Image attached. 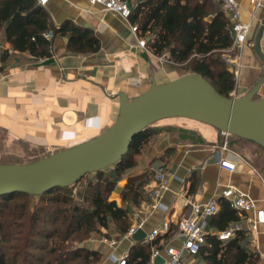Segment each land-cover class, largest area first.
Returning <instances> with one entry per match:
<instances>
[{
	"label": "crops",
	"instance_id": "0c3cea01",
	"mask_svg": "<svg viewBox=\"0 0 264 264\" xmlns=\"http://www.w3.org/2000/svg\"><path fill=\"white\" fill-rule=\"evenodd\" d=\"M127 1L133 8L139 0ZM238 2L240 19L250 24V31L248 42L233 50L236 82L231 94L236 97L244 95L264 71L254 50L255 38L263 23L260 47L264 53V0L258 8L254 0ZM41 6L54 27L69 20L91 29L99 39L100 48L89 54L70 52L68 38L55 36L51 55L36 58L14 50L0 28V126L11 136L36 144L54 145L64 141L72 147L97 136L116 120L120 107L118 93L133 98L147 90L152 81L164 83L183 75L162 57L167 53L155 55L138 45L130 29V20L103 11L88 0H47ZM255 97L264 98V83ZM203 131L205 141L199 143L183 142L173 131H156L138 157L139 166L127 174L143 173L151 161L157 166L163 164L168 172V186L158 198L160 207H150L154 198L149 193L138 204H129L128 212L130 226L142 221L146 234L164 219H169L170 232L157 238L161 246H181L182 236L177 233L176 222L190 213L189 201L217 200L227 186L247 194L264 210V176L260 169L239 151L231 147L222 149L225 140L219 142L218 130ZM76 136L79 139L71 141ZM220 158L233 162L234 171L221 167ZM151 184L149 180L147 191ZM210 229L217 230L212 223ZM103 232L119 237L115 248L101 244L97 234L85 246L100 252L102 264L109 263L111 254L118 257L129 253L136 242L120 237L113 223ZM263 234L264 224L256 234H246V248L258 255L259 264H264Z\"/></svg>",
	"mask_w": 264,
	"mask_h": 264
},
{
	"label": "trees",
	"instance_id": "16d2710c",
	"mask_svg": "<svg viewBox=\"0 0 264 264\" xmlns=\"http://www.w3.org/2000/svg\"><path fill=\"white\" fill-rule=\"evenodd\" d=\"M137 25L138 35L145 38L146 47L155 55L167 53L168 60L207 79L223 96L229 97L235 87L233 71L223 55L232 44L230 22L221 4L215 0H139L129 17ZM0 28L12 48L33 57L51 55L55 36H66L67 49L79 54L95 53L100 48L94 32L66 20L52 26L46 10L37 0H0ZM51 32L52 37L45 34ZM150 127V126H149ZM149 127L137 134L121 160L106 170L96 172L89 206L68 205L53 207L69 198L61 194L64 188H54L40 196L43 204L30 209L26 201L7 202L14 196L31 197L26 193L0 196V264H91L100 261V252L82 243L92 233L106 234L110 223L118 233L130 226L129 204H138L148 196L149 182L144 171L127 175L119 190V203L109 198L124 171L135 166V156L149 142L155 132ZM164 166L163 164H161ZM152 180V178H151ZM58 191V192H57ZM49 203L50 206H45ZM219 209L209 219L217 230L239 221V213L227 200L217 199ZM247 232L239 230L226 242L208 233L200 250L199 264H259L258 255L246 248ZM76 242L77 244L72 245ZM158 240L153 241L157 244ZM152 243L136 241L131 247L127 264H147Z\"/></svg>",
	"mask_w": 264,
	"mask_h": 264
},
{
	"label": "water",
	"instance_id": "95a60500",
	"mask_svg": "<svg viewBox=\"0 0 264 264\" xmlns=\"http://www.w3.org/2000/svg\"><path fill=\"white\" fill-rule=\"evenodd\" d=\"M261 24L254 50L264 66L260 47ZM264 83V71L242 96H223L204 77L186 73L171 81L156 83L128 98L120 92L116 120L97 136L62 149L30 163L0 164V196L26 193L41 196L54 188L74 185L86 174L105 170L118 163L133 138L157 121L186 118L207 124L220 133L254 142L264 149V98L255 95ZM142 228L132 235L134 241L145 236ZM157 256L154 264H162Z\"/></svg>",
	"mask_w": 264,
	"mask_h": 264
},
{
	"label": "built area",
	"instance_id": "2783aa9c",
	"mask_svg": "<svg viewBox=\"0 0 264 264\" xmlns=\"http://www.w3.org/2000/svg\"><path fill=\"white\" fill-rule=\"evenodd\" d=\"M47 0H38V4L44 5ZM221 4L222 10L230 22V32L232 35V44L229 50L233 51L248 42V33L250 24L240 19V6L238 0H215ZM92 5H99L103 11L113 12L125 20H129L132 8L127 0H88ZM261 0H254L255 8L262 6ZM131 32L136 36L137 43L141 48L146 47L145 38L138 35L137 25H130ZM46 38H51L52 33L45 34ZM168 62V56H162ZM231 61V59H228ZM224 135H227L223 133ZM222 149L227 148L226 141L222 144ZM219 165L230 172L234 171L235 164L225 158L219 159ZM168 186V172L162 165L157 166L153 171L150 195L154 198L151 208L160 207V192ZM221 197L228 201L229 205L240 215V221L236 222L223 230H212L208 227L209 219L214 216L219 205L215 198H209L204 202H188L190 213L181 216L177 222V233L182 236L180 247L172 245L161 246L159 243L153 244L158 237L170 232V221L164 219L160 225L151 229L145 234L142 242L145 244L152 243L150 257L147 264H154L157 256L163 258L162 264H196L195 261L200 258V250L206 243L208 233L214 234L221 242H226L233 238L237 231L243 230L248 234H256L260 225L264 224V210L258 208L256 201L241 192L233 186H227L221 191ZM143 222L139 221L128 227L126 232L121 233L122 238H131L137 229L142 228ZM264 236V234H263ZM99 242L108 248H115L119 242V237H113L107 234H101ZM129 253L121 256L110 255L108 264H127ZM102 264L101 260L97 263Z\"/></svg>",
	"mask_w": 264,
	"mask_h": 264
},
{
	"label": "rangeland",
	"instance_id": "374dc122",
	"mask_svg": "<svg viewBox=\"0 0 264 264\" xmlns=\"http://www.w3.org/2000/svg\"><path fill=\"white\" fill-rule=\"evenodd\" d=\"M235 57H236L235 51H231L229 53H225L222 58H224L226 65L233 71L236 79V73L233 67V64L236 61ZM228 59H231V61H229ZM165 61L167 60L165 59ZM174 67H176V69L179 70L180 73L183 74L190 73L189 69L185 67L182 66H174ZM230 96L233 95L230 94ZM149 129L151 132H155L156 130L176 132L181 141L189 142V143H199L202 141L204 142L205 141L203 135L204 129L216 131L215 129H212V127H208L207 125H203L197 121L186 118H180V117L167 118L157 121L154 124H152L149 127ZM218 136L220 143L222 142V140L227 141L226 142L227 148L231 147L232 149L239 151L247 159L251 160L260 169V172L264 176L263 148H261L258 144L253 142L235 139L232 135H224L223 133H218ZM78 139L79 137L76 136V138L71 141L74 142ZM67 145L68 144H66V142L64 141L62 142L60 141L59 143H56L54 145L36 144L22 137L11 136L7 129L0 126V164L34 162L52 153H55L65 148H69L70 146L68 147ZM146 145L147 143L142 147L141 152L143 151ZM141 152L137 156H135L134 168H137L139 166L138 157L140 156ZM156 164L157 163H155L154 161H151L148 167L144 170L147 173V178L149 180H151V178L153 177V171L157 166ZM111 168L112 167L105 169L107 175L110 174ZM130 171H124L122 173L118 182L115 184L114 190L110 193L109 198H115L119 203L121 202V200L119 199V190L122 188L126 176ZM95 179H96V173H89L86 174L74 185L67 187V189L65 190H61L60 191L61 194L66 195V197L69 199L63 202L54 203L53 207L63 208V207H67L68 205H74V204L81 205L84 207L89 206V201L93 193V190L86 189V186L88 183L94 182ZM23 201H26L29 204L30 209L43 204L41 202L40 196H31L25 198H21L20 196H14L7 202V204L10 205L15 202H23ZM45 206H50V204L46 203ZM95 235H96L95 233H92L89 236V238L84 240L82 244L86 246V243L92 241V238ZM75 244L77 243L76 242L72 243V245ZM201 262L202 261L200 260V258L195 261L196 264H199Z\"/></svg>",
	"mask_w": 264,
	"mask_h": 264
}]
</instances>
